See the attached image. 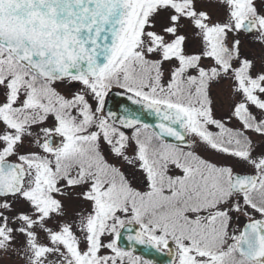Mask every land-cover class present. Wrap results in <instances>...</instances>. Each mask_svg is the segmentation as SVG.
Instances as JSON below:
<instances>
[{
  "label": "snow or ice",
  "instance_id": "1",
  "mask_svg": "<svg viewBox=\"0 0 264 264\" xmlns=\"http://www.w3.org/2000/svg\"><path fill=\"white\" fill-rule=\"evenodd\" d=\"M138 246L264 264V0H0V264Z\"/></svg>",
  "mask_w": 264,
  "mask_h": 264
},
{
  "label": "water",
  "instance_id": "2",
  "mask_svg": "<svg viewBox=\"0 0 264 264\" xmlns=\"http://www.w3.org/2000/svg\"><path fill=\"white\" fill-rule=\"evenodd\" d=\"M121 98L120 97H114L111 101H110V105H116L120 102ZM138 252L139 253H144L146 258L148 259H154L156 261H159L160 264H166L167 261V257L157 254L154 251L148 252L144 246H138Z\"/></svg>",
  "mask_w": 264,
  "mask_h": 264
}]
</instances>
